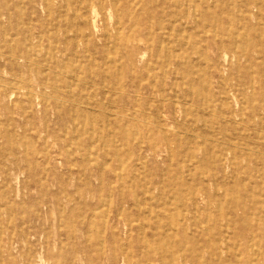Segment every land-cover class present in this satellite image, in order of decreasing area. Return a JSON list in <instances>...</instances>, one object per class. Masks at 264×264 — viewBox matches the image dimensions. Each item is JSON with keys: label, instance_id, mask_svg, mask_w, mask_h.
I'll return each instance as SVG.
<instances>
[{"label": "rangeland", "instance_id": "obj_1", "mask_svg": "<svg viewBox=\"0 0 264 264\" xmlns=\"http://www.w3.org/2000/svg\"><path fill=\"white\" fill-rule=\"evenodd\" d=\"M131 1L0 0V264H264V64L225 33L264 0Z\"/></svg>", "mask_w": 264, "mask_h": 264}, {"label": "bare ground", "instance_id": "obj_2", "mask_svg": "<svg viewBox=\"0 0 264 264\" xmlns=\"http://www.w3.org/2000/svg\"><path fill=\"white\" fill-rule=\"evenodd\" d=\"M45 1V0H44ZM83 1V3H85V1L86 2H88V4H89V7L91 8V10L92 11H94L96 14H98L97 12H96V9H95V7H97L98 6V8L101 10V13L104 15V18H105V12L106 11H109V10H113V12H115V10H117V7H118V3H119V0H109V2H107L106 4H105V2L104 3H102L103 1L102 0H98L99 1V3L98 4H95V0H82ZM138 1V0H137ZM141 1V0H140ZM78 2V1H77ZM53 3V2H52ZM125 3L127 4V7L128 8H130L131 7V4L132 5H134V3H133V1H131V0H125ZM47 4V3H46ZM50 4V3H49ZM137 4V3H136ZM140 4V3H139ZM52 5V4H51ZM66 5H67V3H66ZM78 6V5H77ZM136 6V5H135ZM67 7V6H66ZM120 7V6H119ZM188 7V6H187ZM72 8V7H71ZM255 8L257 9V11L254 13V12H251V11H249L248 12V16H247V18H246V22H245V24L243 25V27H242V29H241V27L240 26H237V28H236V26H234V25H232V29L230 28V29H227V30H229L228 32L226 31L225 32V30H223V29H221V24H215V28L214 29H210L209 27H204V29H203V33H205V34H207V32H213V34H214V36L215 37H218V36H222L223 35V33L225 32V33H228L229 35H231V36H235L234 37V39H239L240 40V42H241V53H242V55H244V56H246V57H251V55H252V53L253 52H256V53H258L259 55H260V61L259 62H257L256 60H254L253 58H251V59H249V61H250V66L251 67H257L258 65H263L264 64V1H260V2H258V4H256V6H255ZM22 10V9H21ZM48 10H52V9H48ZM77 10H78V7H77ZM84 10V9H83ZM79 11V10H78ZM78 11H77V14H78ZM82 12V11H81ZM90 12V11H89ZM187 12H188V10H187ZM61 13V12H60ZM76 13V12H75ZM74 13V14H75ZM83 13V12H82ZM227 14V13H226ZM53 15V14H52ZM127 15V14H126ZM75 16V15H74ZM82 16V15H81ZM131 16V15H130ZM223 16V15H222ZM78 17V16H77ZM91 17V16H90ZM83 18V17H82ZM89 19V18H88ZM253 19H254V21H255V23L253 22ZM64 20V19H63ZM105 20H106V18H105ZM119 20V19H118ZM199 20H201V19H199ZM91 21V20H90ZM78 22V21H77ZM162 22V21H161ZM219 22V21H218ZM87 23H88V21H87ZM171 23V22H170ZM178 23V22H177ZM106 24V23H105ZM151 24V23H150ZM71 25V24H70ZM79 24L77 23V26H78ZM160 25H162V23H160ZM186 25V24H185ZM119 26H121V25H119ZM64 27H65V25H64ZM55 28H57V27H55ZM154 28V27H153ZM209 28V29H208ZM75 30V29H74ZM73 30V31H74ZM133 30V29H132ZM183 31H184V29H183ZM207 31V32H206ZM223 31V32H222ZM87 32V31H86ZM118 32V31H117ZM182 32V31H181ZM153 32L151 31V34H152ZM135 34V33H134ZM169 34H171L170 32H169ZM174 34H176V32H174ZM179 34V33H178ZM82 34H79L78 36H81ZM177 35V34H176ZM182 35V34H181ZM187 35V34H186ZM83 36H85V35H83ZM186 37V36H185ZM226 37V36H225ZM78 38V37H77ZM167 39V38H166ZM182 39V38H181ZM230 39V38H229ZM75 40V39H74ZM88 41V40H87ZM167 42H168V40H167ZM177 42V41H176ZM183 42L185 43V41L183 40ZM25 43L27 44V48H26V51H24V50H22V52H21V54L20 55H18L16 58L15 57H8L6 60L8 61V63H10L11 65H13L14 63H16V62H18V60L17 59H19V58H25V60H26V64H30V65H35V62H33L32 61V55H34L35 53H37V49H36V47H33L32 45H29L28 44V42H26L25 41ZM58 43V42H57ZM52 44V43H51ZM76 44V43H75ZM86 44V43H85ZM165 44H166V42H165ZM169 44V43H168ZM113 45H114V43H113ZM170 45V44H169ZM168 45V46H169ZM185 45V44H184ZM159 46V45H158ZM113 47V46H112ZM167 47V46H166ZM234 47V46H233ZM52 48H54V47H52V45H50V46H48L47 47V49H46V51H48V53H50V51L52 50ZM56 48V47H55ZM108 48V47H107ZM114 48V47H113ZM161 48V47H160ZM237 47H236V45H235V48L234 49H236ZM177 49H179V48H177ZM216 49L219 51V52H226V51H231L233 48H232V46H230V45H227V43H225V42H222V43H219V44H216ZM106 50V49H105ZM56 51V50H55ZM54 51V52H55ZM75 51H77V50H75ZM167 51V50H166ZM238 51L237 50H235L234 51V53L236 54ZM157 54V53H156ZM170 54V53H169ZM55 55V54H54ZM88 55V54H87ZM90 55V54H89ZM111 55V54H110ZM168 55V54H167ZM184 55V54H183ZM106 56H108V55H106ZM144 56H145V54H144ZM143 56V57H144ZM146 57V56H145ZM56 58V57H55ZM226 58H227V56H226ZM238 58V57H237ZM240 58V57H239ZM111 59V58H110ZM109 59V60H110ZM201 59H203V58H201ZM228 59V58H227ZM236 59V58H235ZM121 60V59H120ZM75 62V61H74ZM110 62H112V60L110 61ZM167 62H169V60H165V63H166V65H165V67H167L168 65V63ZM202 62V61H201ZM227 63V62H226ZM118 64V63H117ZM180 62L176 65L177 66V70L179 69V71H181V74H184L185 72L187 73L188 72V70H186V69H184L183 68V66L180 64ZM74 65V64H73ZM118 65H120V64H118ZM78 66H80V65H78ZM148 66V65H147ZM118 67V66H117ZM250 67V68H251ZM104 68V67H103ZM202 68V67H201ZM47 69H49V68H47ZM208 69V68H207ZM255 69V68H254ZM199 70V69H198ZM208 70H211V69H208ZM71 71V70H70ZM74 72H75V70H73ZM252 72V71H251ZM178 73V72H177ZM254 73V72H253ZM46 74V73H45ZM67 74V73H66ZM65 74V75H66ZM207 74V73H206ZM148 75H149V73H148ZM214 75V74H213ZM220 75V74H219ZM253 76V75H252ZM76 77H78V75L76 76ZM75 77V78H76ZM203 77V76H202ZM213 77V76H212ZM57 78V77H56ZM91 78V77H90ZM199 79V78H198ZM215 79V78H214ZM221 79V78H220ZM57 80V79H56ZM77 80V79H76ZM201 81H202V79H201ZM208 81V80H207ZM22 82V81H21ZM79 82V81H78ZM77 82V83H78ZM87 82H86V80H85V84H86ZM205 83V82H204ZM23 84V83H22ZM92 84H93V82H92ZM206 84V83H205ZM244 84L246 85V87L250 90V91H254L255 93H252L251 95H249V99H252V97L254 96V95H260L259 94V92L260 91H256L255 89V85H253V83L252 82H247V81H245L244 82ZM263 84H264V82H263ZM12 85V84H11ZM14 85V84H13ZM24 85V84H23ZM108 85V84H107ZM18 86V85H17ZM94 86V85H93ZM183 87V86H182ZM103 88V87H102ZM119 88V87H118ZM92 89V88H91ZM105 89V88H104ZM29 90V89H28ZM72 90V89H71ZM55 91H56V89H55ZM264 90H262V95H261V98H262V109H264V92H263ZM170 92H171V90H170ZM45 93V92H44ZM48 93V92H47ZM57 93V92H56ZM72 94V93H71ZM48 95V94H47ZM74 95V94H73ZM200 95V94H199ZM44 96H45V94H44ZM50 97V96H49ZM74 98V97H73ZM77 98V97H76ZM75 98V99H76ZM105 98H106V95H105ZM49 100V99H48ZM137 100V99H136ZM174 100V99H173ZM176 100V99H175ZM174 100V101H175ZM243 100V99H242ZM83 101V100H82ZM178 101V100H177ZM85 102V101H84ZM136 102V101H135ZM176 103V102H175ZM219 103V102H218ZM74 104H76V103H74ZM79 104V103H78ZM83 104V103H82ZM177 104V103H176ZM190 104V103H189ZM81 106V105H80ZM175 106V105H174ZM187 106V105H186ZM39 107V106H38ZM71 107V106H70ZM76 107V106H75ZM85 107V106H84ZM78 108H79V106H78ZM189 110V109H188ZM188 110H185V113L186 114H188L189 112H191V111H188ZM204 110V109H203ZM29 111H31V110H29ZM148 111V110H147ZM131 112V111H130ZM157 112L158 113H160L161 114V112H162V108H159L158 107V110H157ZM211 112V111H210ZM215 112V111H214ZM75 113V112H74ZM127 113V112H126ZM199 113V112H198ZM220 113V112H219ZM163 115V114H162ZM191 115H193V117H194V120L195 121H199V119H203L201 116L199 117V115H194V114H191ZM111 117V116H110ZM152 118V117H151ZM147 120V119H146ZM207 120H208V118H207ZM103 121V120H102ZM101 121V122H102ZM146 122V121H145ZM187 123V122H186ZM242 123V122H241ZM240 123V124H241ZM75 124V123H74ZM109 124V123H108ZM127 124V123H126ZM118 125H119V123H118ZM190 125H192V124H190ZM78 126H79V124H78ZM93 126V125H92ZM160 126V125H159ZM229 127H231V126H229ZM76 129V128H75ZM166 129V128H165ZM186 129V128H185ZM119 130H121V128H119ZM17 131V130H16ZM15 131V132H16ZM76 131V130H75ZM129 131V130H128ZM162 131V130H161ZM169 131V130H168ZM167 131V132H168ZM242 131H243V129H242ZM147 132H149V131H147ZM166 132V131H165ZM152 133V132H151ZM67 134V133H66ZM119 134V133H118ZM140 134V133H139ZM169 134H171L170 132H168V136H169ZM10 135V134H9ZM167 135V134H166ZM195 135V134H194ZM139 136V135H138ZM187 136V135H186ZM77 137V136H76ZM166 137V136H165ZM197 137V136H196ZM67 139V138H66ZM78 139V138H77ZM76 139V140H77ZM99 139V138H98ZM161 139V138H160ZM72 142V141H71ZM70 142V143H71ZM98 142V141H97ZM221 143V142H220ZM238 143V142H237ZM97 144V143H96ZM187 144V143H186ZM95 145V144H94ZM190 145V144H189ZM106 146V145H105ZM169 146V145H168ZM176 146V145H175ZM185 146V145H184ZM96 147V146H95ZM177 147V146H176ZM79 148H81V147H79ZM91 148H92V146H91ZM72 150V149H71ZM249 150V149H248ZM171 151V150H170ZM212 151H213V149H212ZM73 152V151H72ZM93 153V152H92ZM91 153V154H92ZM95 153V152H94ZM90 154V155H91ZM125 154V153H124ZM89 155V156H90ZM99 157V156H98ZM218 157H220V156H218ZM93 158V157H92ZM94 159V158H93ZM92 159V160H93ZM216 159V158H215ZM93 162H94V160H93ZM106 162H108V161H106ZM234 162V161H233ZM216 163V162H215ZM214 163V164H215ZM171 164V163H170ZM105 165H107V164H105ZM144 165V164H143ZM214 166V165H213ZM104 168V167H103ZM121 168V167H120ZM180 178V177H179ZM261 181V180H260ZM220 191V190H219ZM218 192V191H217ZM225 192V191H224ZM196 193V192H195ZM224 196V198H223V196ZM217 195H219L220 196V199L219 200H214V202L216 203V205H217V207H216V212H218L219 213V215L218 216H220L221 214H222V209H221V204L223 203V202H227V204H228V206H229V208H235V207H237V205H235V204H233V201L232 200H229L228 198H227V193L225 192V193H221V192H218V194ZM263 198V197H262ZM261 198V199H262ZM138 200V199H137ZM191 200H194V199H191ZM240 200V199H239ZM256 200V199H255ZM171 201V200H170ZM196 201V200H195ZM195 201H193L194 203H195ZM169 203H171V202H169ZM10 204V203H9ZM260 205L262 204V203H259ZM178 206H180V205H178ZM141 207V206H140ZM243 209H246V208H243ZM257 210H258V212L259 213H257V214H263V212L264 211H261L259 208H257ZM188 212V211H187ZM257 212V211H256ZM256 212H254V214L256 215ZM185 213V212H184ZM198 220V219H197ZM254 221H257V223H261V219H259V218H257V217H255V219H254ZM263 221H264V219H263ZM230 225V224H229ZM253 226H254V224L253 223H250V232H251V235H250V239L252 240V242L256 239V237H257V234H255L256 233V230L253 228ZM223 227V225L222 226H220V227H218V228H216V237H215V235H214V239L213 240H215V244L217 245L214 249L215 250H213V254L215 255L214 257H217V258H220V257H222L221 255H220V253H218L219 252V249H220V247H222V248H226V249H229L230 247H234V245H232V242H231V239H227V238H224L223 236H224V232H226L227 230H226V228L228 227V224L227 225H225V227L224 228H222ZM263 240H264V233H263ZM211 241V240H210ZM251 243V242H250ZM238 245H239V243H238ZM252 245H253V243H252ZM236 247V246H235ZM238 247V246H237ZM228 251V250H227ZM131 252V251H130ZM229 252V251H228ZM168 254V253H167ZM169 255V254H168ZM170 256V255H169ZM237 256L238 257H240V256H242V254H237ZM32 259V258H31ZM219 260V259H218ZM190 255L189 254H185V255H183L182 257H181V259L177 262V263H179V264H190ZM168 264H170V263H168Z\"/></svg>", "mask_w": 264, "mask_h": 264}]
</instances>
